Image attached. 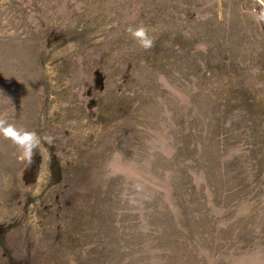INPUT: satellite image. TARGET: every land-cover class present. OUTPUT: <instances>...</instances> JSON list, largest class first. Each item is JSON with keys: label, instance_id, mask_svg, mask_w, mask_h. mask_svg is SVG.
Returning a JSON list of instances; mask_svg holds the SVG:
<instances>
[{"label": "rangeland", "instance_id": "rangeland-1", "mask_svg": "<svg viewBox=\"0 0 264 264\" xmlns=\"http://www.w3.org/2000/svg\"><path fill=\"white\" fill-rule=\"evenodd\" d=\"M0 264H264V0H0Z\"/></svg>", "mask_w": 264, "mask_h": 264}, {"label": "clouds", "instance_id": "clouds-1", "mask_svg": "<svg viewBox=\"0 0 264 264\" xmlns=\"http://www.w3.org/2000/svg\"><path fill=\"white\" fill-rule=\"evenodd\" d=\"M150 45H151V41H148V43L145 44V47H148V46H150Z\"/></svg>", "mask_w": 264, "mask_h": 264}]
</instances>
